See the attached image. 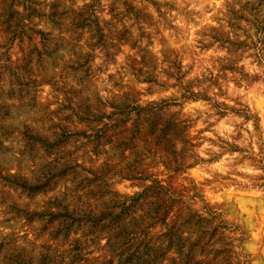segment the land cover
<instances>
[{
	"label": "clouds",
	"instance_id": "9594fccd",
	"mask_svg": "<svg viewBox=\"0 0 264 264\" xmlns=\"http://www.w3.org/2000/svg\"><path fill=\"white\" fill-rule=\"evenodd\" d=\"M8 3L0 264H264V0Z\"/></svg>",
	"mask_w": 264,
	"mask_h": 264
},
{
	"label": "rangeland",
	"instance_id": "374dc122",
	"mask_svg": "<svg viewBox=\"0 0 264 264\" xmlns=\"http://www.w3.org/2000/svg\"><path fill=\"white\" fill-rule=\"evenodd\" d=\"M14 2V0H13ZM0 5L4 6V12L0 15H5V22H11L16 17L17 13L12 9L11 4L8 3V0H0ZM55 7V6H54ZM23 92H4L0 89V120L7 119L11 116V107L6 103V100L11 96L22 95ZM36 191V189H33Z\"/></svg>",
	"mask_w": 264,
	"mask_h": 264
}]
</instances>
